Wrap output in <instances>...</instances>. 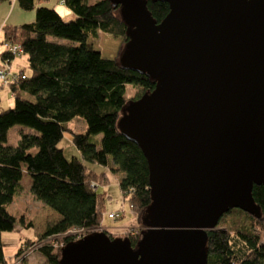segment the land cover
<instances>
[{"label":"water","instance_id":"water-1","mask_svg":"<svg viewBox=\"0 0 264 264\" xmlns=\"http://www.w3.org/2000/svg\"><path fill=\"white\" fill-rule=\"evenodd\" d=\"M158 1L156 22L147 0H108L126 36L118 65L153 83L116 121L147 165L139 236L88 232L58 264H206L223 213L262 216L251 189L264 185V0Z\"/></svg>","mask_w":264,"mask_h":264},{"label":"trees","instance_id":"trees-1","mask_svg":"<svg viewBox=\"0 0 264 264\" xmlns=\"http://www.w3.org/2000/svg\"><path fill=\"white\" fill-rule=\"evenodd\" d=\"M61 1L73 18L64 20L54 8L34 6L33 0H17L22 9L34 10V19L3 31L4 41L21 45L28 74L9 84L13 105L0 111V233L23 225L22 215L9 213L7 206L26 173L31 195L57 213L39 240L72 229L84 235L100 227L105 197L91 182L97 187L107 181V174L89 169L84 162L120 173L118 187L135 218L150 202L146 161L139 147L118 131L116 121L129 100L126 85L136 89L131 98L136 99L153 83L143 74L121 68L117 57H104L93 48L89 38L99 33L116 36L122 44L126 41L124 25L108 0ZM146 5L156 22L168 11L164 1L147 0ZM0 57L10 61L12 55L3 51ZM76 116L85 130L72 132L79 158L67 159L57 143L67 122ZM15 125L19 126L16 143L9 144L8 131ZM251 192L262 216L256 218L238 208L223 213L207 232L206 264H264L258 241V232H264V185H253ZM76 236L65 235L62 245L81 237ZM120 236H128L133 245L139 230ZM37 249L48 264H58L59 252L51 245ZM0 264H5L1 240Z\"/></svg>","mask_w":264,"mask_h":264},{"label":"rangeland","instance_id":"rangeland-1","mask_svg":"<svg viewBox=\"0 0 264 264\" xmlns=\"http://www.w3.org/2000/svg\"><path fill=\"white\" fill-rule=\"evenodd\" d=\"M93 1V0H90ZM33 11V10H32ZM34 12V11H33ZM64 20H68L64 15ZM94 49L98 50L104 57H117V53L122 45V40L116 36L99 33L97 38H89ZM60 42L66 43L67 40L59 39ZM24 54L14 55L11 58L9 66L11 69L22 67L25 72H28L26 67ZM3 64L0 59V66ZM23 72V71H22ZM1 84V83H0ZM136 89L131 84L126 85V98L131 99L135 97ZM14 98L8 86L0 85V111L11 107ZM67 129L63 131L61 138L57 145L62 149L65 158L69 159L71 156L79 158V154L71 141V134L81 133L85 130V124L78 116L73 117L67 122ZM18 125L11 127L8 131L7 142L15 144L17 139ZM84 164L91 170L101 173L106 172L107 181L97 184L96 191L102 193L105 197L104 211L101 216V229H105L113 236H120L124 233H134L135 230H140L139 219L132 216L128 210V203L126 199L122 198L118 187L119 172H112L109 168L84 162ZM29 177L26 173L23 174L20 183L21 189L15 195L11 204L7 206V211L16 216L22 215L23 225H16L10 231H2L0 233V240L2 244L5 264H48L47 260L38 251V247L42 244L51 245L54 251L59 252L60 246L63 243L65 235H72L78 237L82 234L79 230H69L64 234L47 237L39 240V234L44 230L45 226L54 221L57 213L49 207L44 206L40 201H37L29 192ZM264 211V204L262 205ZM121 216L115 218H108L107 213L114 211H121ZM30 223L29 227L25 225ZM100 229V230H101ZM96 230H99L97 228ZM259 245L264 250V232L259 231ZM122 237V236H121Z\"/></svg>","mask_w":264,"mask_h":264},{"label":"crops","instance_id":"crops-1","mask_svg":"<svg viewBox=\"0 0 264 264\" xmlns=\"http://www.w3.org/2000/svg\"><path fill=\"white\" fill-rule=\"evenodd\" d=\"M34 2V6L37 5H44V6H48V7H52L54 8L59 15L62 17L63 15L68 18L71 19L74 17V14L72 13V11L66 7L63 3L60 2V0H33ZM33 9L30 10H24L22 9L17 0H2L0 1V49H2V51H0V54L4 51L3 48V42H4V28L9 26V27H14V26H19L23 23H29L31 21H33L34 19V10ZM25 57V55H24ZM1 59V57H0ZM2 60V59H1ZM25 60V64L27 67V61H26V57L24 58ZM11 61V60H10ZM11 63V62H10ZM16 71H23V73H27L23 70V68L20 66L18 68H16ZM15 70V69H13ZM1 85V84H0ZM9 88V86H8ZM10 90V88H9Z\"/></svg>","mask_w":264,"mask_h":264},{"label":"built area","instance_id":"built-area-1","mask_svg":"<svg viewBox=\"0 0 264 264\" xmlns=\"http://www.w3.org/2000/svg\"><path fill=\"white\" fill-rule=\"evenodd\" d=\"M60 2L62 3L61 0H60ZM3 48H4V51L6 53L12 55V57L14 55H19V54L23 53L21 45L19 43H16V42H11V41L5 40L3 42ZM2 62H3V64L0 66V83L2 85L9 86L10 83L15 82L18 79L24 77L23 72L16 71V70H13L10 68V66H9L10 61H8L7 59H4V60L2 59ZM91 186L93 188H96V185L93 182H91ZM122 212H123V210L114 211V212H109L106 215L108 218H115V217H118ZM100 229H101V226L99 227V230ZM82 234H80V236Z\"/></svg>","mask_w":264,"mask_h":264},{"label":"clouds","instance_id":"clouds-1","mask_svg":"<svg viewBox=\"0 0 264 264\" xmlns=\"http://www.w3.org/2000/svg\"><path fill=\"white\" fill-rule=\"evenodd\" d=\"M0 51H2V49H0Z\"/></svg>","mask_w":264,"mask_h":264}]
</instances>
